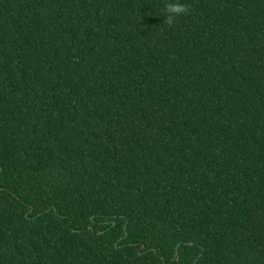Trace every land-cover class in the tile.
I'll use <instances>...</instances> for the list:
<instances>
[{"label": "trees", "instance_id": "obj_1", "mask_svg": "<svg viewBox=\"0 0 264 264\" xmlns=\"http://www.w3.org/2000/svg\"><path fill=\"white\" fill-rule=\"evenodd\" d=\"M0 264H264V0H0Z\"/></svg>", "mask_w": 264, "mask_h": 264}]
</instances>
